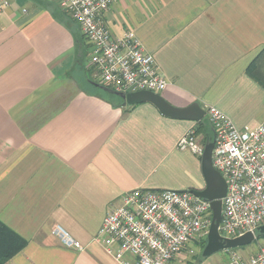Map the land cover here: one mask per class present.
Instances as JSON below:
<instances>
[{
  "label": "crops",
  "instance_id": "0c3cea01",
  "mask_svg": "<svg viewBox=\"0 0 264 264\" xmlns=\"http://www.w3.org/2000/svg\"><path fill=\"white\" fill-rule=\"evenodd\" d=\"M105 20L154 54L172 105L216 106L239 128L264 122V84L248 70L264 48V0H116ZM92 49L56 0H0V220L27 241L4 264H120L97 235L126 192L206 186L202 156L178 142L195 128L205 145L207 117L122 104L91 82Z\"/></svg>",
  "mask_w": 264,
  "mask_h": 264
},
{
  "label": "built area",
  "instance_id": "2783aa9c",
  "mask_svg": "<svg viewBox=\"0 0 264 264\" xmlns=\"http://www.w3.org/2000/svg\"><path fill=\"white\" fill-rule=\"evenodd\" d=\"M56 1L92 45L88 67L94 83L126 94L161 93L167 88L169 79L134 30L113 35L105 15L116 0ZM204 109L214 130L213 165L227 183L219 231L225 238L249 232L258 238L264 225V122L239 128L218 107ZM178 147L200 156L205 150L195 128ZM212 219L211 201L191 190L137 188L107 213L97 239L120 264H172L191 242L208 236ZM53 234L68 246L83 249L62 226H55ZM223 264H264V246L251 256L231 252Z\"/></svg>",
  "mask_w": 264,
  "mask_h": 264
},
{
  "label": "water",
  "instance_id": "95a60500",
  "mask_svg": "<svg viewBox=\"0 0 264 264\" xmlns=\"http://www.w3.org/2000/svg\"><path fill=\"white\" fill-rule=\"evenodd\" d=\"M94 84L100 87L99 84ZM101 88L122 98L124 105L152 103L162 114L174 119L200 122L206 116V110L198 102H194L187 107H176L169 103L160 93L153 91H137L126 94L109 90L103 86ZM214 145V140L207 141L202 155V170L206 181L205 188L191 190L196 196L211 201V208L213 211V219L208 234V242L203 251V257L211 256L220 250H228L248 245L257 238L250 232L236 238H225L219 231L223 209L222 199L227 194V183L223 175L213 165L212 156ZM258 234L264 235V225L259 227Z\"/></svg>",
  "mask_w": 264,
  "mask_h": 264
},
{
  "label": "trees",
  "instance_id": "16d2710c",
  "mask_svg": "<svg viewBox=\"0 0 264 264\" xmlns=\"http://www.w3.org/2000/svg\"><path fill=\"white\" fill-rule=\"evenodd\" d=\"M68 18L74 21L67 13H65ZM83 35V34H82ZM83 37H85L83 35ZM77 54L79 55V60L83 62L86 57L85 51L82 49L79 52L80 46L83 47L82 40H77ZM80 53V54H79ZM249 73L255 77L258 81L264 84V48L253 60L249 67ZM94 82V81H91ZM103 85H100L102 87ZM109 90H113L109 87L103 86ZM114 91V90H113ZM124 102V101H123ZM123 104V103H122ZM205 119V118H204ZM199 123H205V120H202ZM214 132L210 135V140H213ZM258 237L264 236L263 234H257ZM27 241L20 234L14 231L12 228L4 224L0 220V264H4L6 261L18 254L26 245ZM206 243L203 245L205 247Z\"/></svg>",
  "mask_w": 264,
  "mask_h": 264
},
{
  "label": "rangeland",
  "instance_id": "374dc122",
  "mask_svg": "<svg viewBox=\"0 0 264 264\" xmlns=\"http://www.w3.org/2000/svg\"><path fill=\"white\" fill-rule=\"evenodd\" d=\"M90 62V56L87 57L86 62ZM88 62V63H89ZM87 72L83 67H79L77 74L86 79ZM92 74V73H91ZM106 92V91H104ZM107 93V92H106ZM208 236L204 237L201 241H193L191 244L178 256L175 257L172 264H198L199 261H204L206 264H212L211 262L219 263L222 260L227 262L230 258L231 252H237L243 256H251L257 253L261 247L264 246V236L256 238L252 243L232 248L228 250H220L211 256L203 257V251L207 245ZM206 243L205 247L203 245Z\"/></svg>",
  "mask_w": 264,
  "mask_h": 264
}]
</instances>
